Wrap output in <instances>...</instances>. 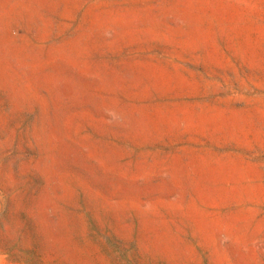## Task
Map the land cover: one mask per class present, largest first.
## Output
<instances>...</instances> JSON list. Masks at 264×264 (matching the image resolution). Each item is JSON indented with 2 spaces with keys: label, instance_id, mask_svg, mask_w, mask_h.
<instances>
[{
  "label": "rangeland",
  "instance_id": "obj_1",
  "mask_svg": "<svg viewBox=\"0 0 264 264\" xmlns=\"http://www.w3.org/2000/svg\"><path fill=\"white\" fill-rule=\"evenodd\" d=\"M0 264H264V0H0Z\"/></svg>",
  "mask_w": 264,
  "mask_h": 264
}]
</instances>
